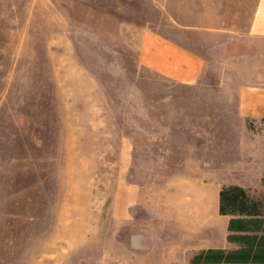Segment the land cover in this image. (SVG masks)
Segmentation results:
<instances>
[{
    "label": "rangeland",
    "instance_id": "rangeland-1",
    "mask_svg": "<svg viewBox=\"0 0 264 264\" xmlns=\"http://www.w3.org/2000/svg\"><path fill=\"white\" fill-rule=\"evenodd\" d=\"M254 2L0 0V264H161L122 247V213L203 180L264 215V120L237 111L264 86ZM147 29L203 55L199 80L141 64Z\"/></svg>",
    "mask_w": 264,
    "mask_h": 264
},
{
    "label": "crops",
    "instance_id": "crops-1",
    "mask_svg": "<svg viewBox=\"0 0 264 264\" xmlns=\"http://www.w3.org/2000/svg\"><path fill=\"white\" fill-rule=\"evenodd\" d=\"M224 27L205 20L206 31ZM248 34L253 40H264V0H255L250 8ZM139 59L153 72L186 84L199 80L205 64V58L196 50L152 29L145 30L141 36ZM237 93L239 116L245 120H264V86L242 85ZM201 167L205 173V155ZM200 184L201 190L196 193L182 190L181 194L156 196L152 203L141 200L132 203L146 211L144 214L122 213L123 226L127 224L129 229L122 247H132L133 251H138V257L141 247H147L148 256L161 264H189L194 255L208 249L239 248L237 242L227 237L231 233L228 230L231 215L219 212V191L224 183L205 186L203 180ZM233 184L244 188L242 184ZM209 188H213L211 194ZM204 257L202 255L196 264H210Z\"/></svg>",
    "mask_w": 264,
    "mask_h": 264
},
{
    "label": "trees",
    "instance_id": "trees-1",
    "mask_svg": "<svg viewBox=\"0 0 264 264\" xmlns=\"http://www.w3.org/2000/svg\"><path fill=\"white\" fill-rule=\"evenodd\" d=\"M249 200L240 185L221 187L219 212L231 215L228 224L231 233L227 237L240 247L229 251L208 249L194 255L189 264H196L202 255L210 264H264V215Z\"/></svg>",
    "mask_w": 264,
    "mask_h": 264
}]
</instances>
